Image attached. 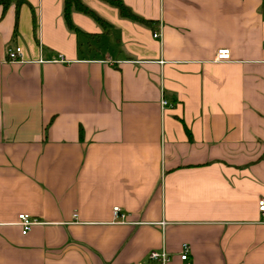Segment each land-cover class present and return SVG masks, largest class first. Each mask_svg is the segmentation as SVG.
Segmentation results:
<instances>
[{"label": "crops", "instance_id": "0c3cea01", "mask_svg": "<svg viewBox=\"0 0 264 264\" xmlns=\"http://www.w3.org/2000/svg\"><path fill=\"white\" fill-rule=\"evenodd\" d=\"M83 1L0 4V264H264V0Z\"/></svg>", "mask_w": 264, "mask_h": 264}, {"label": "built area", "instance_id": "2783aa9c", "mask_svg": "<svg viewBox=\"0 0 264 264\" xmlns=\"http://www.w3.org/2000/svg\"><path fill=\"white\" fill-rule=\"evenodd\" d=\"M160 35L159 32H155V36ZM8 51V57L10 60H16L20 57L21 52H22V46L21 45H9L7 48ZM217 59H227L231 57V51L229 48H220L217 52ZM60 60H64L63 55L60 54L58 57ZM163 104H167L168 100L163 99ZM259 209L261 210L263 216H264V198H260L259 200ZM114 212L117 216H125L124 213H121V208L119 205H116L114 207ZM39 222L37 218H35L32 214L23 212L19 214V220L18 223H20L23 226V232H27L31 226L34 223ZM190 248L191 245L187 242L183 243L182 245V251H181V257L183 259H188L189 258V253H190ZM149 257L152 259H157L158 261L165 263L170 259V255L166 250H157L154 249L149 253Z\"/></svg>", "mask_w": 264, "mask_h": 264}, {"label": "trees", "instance_id": "16d2710c", "mask_svg": "<svg viewBox=\"0 0 264 264\" xmlns=\"http://www.w3.org/2000/svg\"><path fill=\"white\" fill-rule=\"evenodd\" d=\"M27 0H0V4L3 5L4 9H7V7L15 3L16 5V25L18 23V17L20 12L21 5L26 2ZM108 2L116 5L119 7L121 13L124 16H128L137 20L145 21L144 18L140 17L138 14L133 12V10L125 4L122 0H107ZM74 9L81 10L85 13L90 14L93 16L97 21L100 23H104V19L91 7H89L83 0H64V16L65 19L69 25V27L79 31L78 27L74 24L72 20V11Z\"/></svg>", "mask_w": 264, "mask_h": 264}]
</instances>
